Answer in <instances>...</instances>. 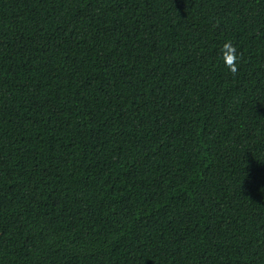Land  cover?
Segmentation results:
<instances>
[{"label": "trees", "instance_id": "trees-1", "mask_svg": "<svg viewBox=\"0 0 264 264\" xmlns=\"http://www.w3.org/2000/svg\"><path fill=\"white\" fill-rule=\"evenodd\" d=\"M0 264H264V0H0Z\"/></svg>", "mask_w": 264, "mask_h": 264}, {"label": "clouds", "instance_id": "clouds-1", "mask_svg": "<svg viewBox=\"0 0 264 264\" xmlns=\"http://www.w3.org/2000/svg\"><path fill=\"white\" fill-rule=\"evenodd\" d=\"M220 58L230 72H235L238 67L239 54L231 40H226L220 48Z\"/></svg>", "mask_w": 264, "mask_h": 264}]
</instances>
